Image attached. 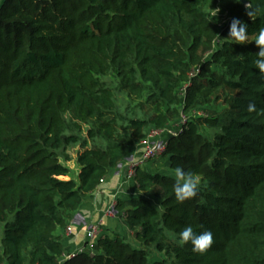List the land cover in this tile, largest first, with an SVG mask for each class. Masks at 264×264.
<instances>
[{
    "label": "trees",
    "instance_id": "1",
    "mask_svg": "<svg viewBox=\"0 0 264 264\" xmlns=\"http://www.w3.org/2000/svg\"><path fill=\"white\" fill-rule=\"evenodd\" d=\"M233 19L248 24L245 43L229 37ZM261 29L264 0H5L0 264H264ZM200 110L167 137L171 173L137 168L141 195L117 200L137 246L105 235L93 255L61 262L57 231L85 197L150 131ZM77 145L75 180L61 158ZM178 166L202 178L183 203ZM187 226L211 230L212 247L180 245Z\"/></svg>",
    "mask_w": 264,
    "mask_h": 264
},
{
    "label": "crops",
    "instance_id": "2",
    "mask_svg": "<svg viewBox=\"0 0 264 264\" xmlns=\"http://www.w3.org/2000/svg\"><path fill=\"white\" fill-rule=\"evenodd\" d=\"M137 147L134 149L135 155L132 152L117 169L109 173L94 193L85 197L82 206L69 222V224H73L75 235L67 236L66 229H58L57 235L61 238L64 252L61 262L72 260L71 257L86 244L84 230L91 225L102 222L103 231H105L103 235L113 236L115 233H119V230L122 231V226H124L121 220L122 214L115 210V216H112L109 215L108 211L118 199L126 200L141 195L134 181L127 178L129 164L134 159L140 158L143 152L142 147ZM152 164H147L146 167L144 166L145 168H141L150 172L147 168H150ZM151 173H156V171ZM130 234L131 232L128 230L127 235H122L130 237Z\"/></svg>",
    "mask_w": 264,
    "mask_h": 264
},
{
    "label": "clouds",
    "instance_id": "3",
    "mask_svg": "<svg viewBox=\"0 0 264 264\" xmlns=\"http://www.w3.org/2000/svg\"><path fill=\"white\" fill-rule=\"evenodd\" d=\"M247 7V6H246ZM219 9L213 12L216 16ZM253 11H248L247 15L252 18ZM248 24L239 20L233 19L229 27V37L234 38L239 43L247 41ZM255 44L259 47V52L256 54L255 66L259 69L260 74H264V29H261L255 38ZM256 110V105L250 103L248 111ZM176 183L174 186V193L176 200L183 203L185 200L192 199L197 196L201 189V176L191 171H185L182 167L175 168ZM214 234L211 230H204L200 233L194 232L191 226L185 227L178 237L180 245H192V251L197 253H204L214 244Z\"/></svg>",
    "mask_w": 264,
    "mask_h": 264
},
{
    "label": "built area",
    "instance_id": "4",
    "mask_svg": "<svg viewBox=\"0 0 264 264\" xmlns=\"http://www.w3.org/2000/svg\"><path fill=\"white\" fill-rule=\"evenodd\" d=\"M1 1V0H0ZM163 131L156 130L153 134L149 135L148 138L143 141L139 146L143 148V152L140 158L134 159L128 166L127 178L132 180L135 176L136 169L143 167L149 162H155L159 156H162L166 152L167 148V138L165 141L161 140V134ZM170 136H176V134H171ZM117 202L111 205L108 213L109 215L115 216V207ZM103 223L97 222L91 225L89 228L84 230L86 244L80 248L75 255L71 257L74 259L78 255L82 254H94V246L97 243L99 237L103 235ZM66 235L74 236L75 231L73 224H69L66 227Z\"/></svg>",
    "mask_w": 264,
    "mask_h": 264
},
{
    "label": "rangeland",
    "instance_id": "5",
    "mask_svg": "<svg viewBox=\"0 0 264 264\" xmlns=\"http://www.w3.org/2000/svg\"><path fill=\"white\" fill-rule=\"evenodd\" d=\"M4 2H5V0H1L0 1V8L4 4ZM228 20L229 19H227L225 22H227ZM204 113H205L204 111L200 110L198 112H194L192 114H189L188 116H183L179 120L178 123L171 124L167 129L163 130V132L161 134V140L165 141L166 138L169 135L177 134L178 131H179L178 130L179 127L186 125L187 122L193 121L199 116L205 115ZM155 131L156 130L150 131L149 135L153 134ZM79 149L80 148H79L78 145L77 146H73V147L67 149L66 152H65V154H66L65 157L61 158V161L71 170V178H74L75 180H77L78 172H79V167L77 165V155L79 153ZM133 153H134L133 155H135V151H133ZM66 157L68 158L67 161L65 159ZM147 164H152V162H149ZM147 164H145L144 166L146 167ZM150 166L152 168L151 167L147 168L150 172H155L156 171V173H166V174L171 173L170 170H169V167H168V158H164L163 155L159 156V158L156 159L155 162L152 165H150ZM117 221H119V220H117ZM103 232H105V231H103ZM118 232L120 234L127 235L128 234V229L126 227L122 226V231L120 232V230H119ZM103 236H105V235H102L101 237H103ZM101 237H99V238H101ZM125 237L128 240V242H130L133 245L137 246V242L133 239L132 233L130 234V237H127V236H125Z\"/></svg>",
    "mask_w": 264,
    "mask_h": 264
}]
</instances>
